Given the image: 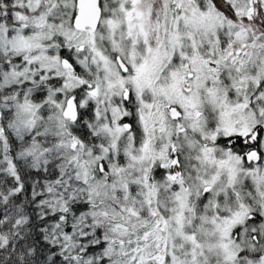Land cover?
Instances as JSON below:
<instances>
[{
    "label": "snow or ice",
    "instance_id": "1",
    "mask_svg": "<svg viewBox=\"0 0 264 264\" xmlns=\"http://www.w3.org/2000/svg\"><path fill=\"white\" fill-rule=\"evenodd\" d=\"M0 264H264V0H0Z\"/></svg>",
    "mask_w": 264,
    "mask_h": 264
}]
</instances>
